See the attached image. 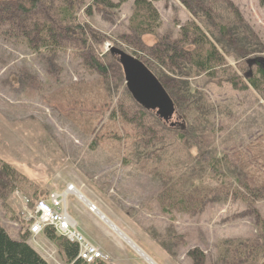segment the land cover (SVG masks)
I'll return each instance as SVG.
<instances>
[{"label":"rangeland","instance_id":"rangeland-1","mask_svg":"<svg viewBox=\"0 0 264 264\" xmlns=\"http://www.w3.org/2000/svg\"><path fill=\"white\" fill-rule=\"evenodd\" d=\"M8 1L14 0H0V166L9 165L14 175L5 178L0 168V223L9 226L12 239H19L11 229L19 222L8 218L11 212L26 223L34 215L30 199L52 193L65 197L67 213L101 248L107 264H194L191 250L202 254L200 264H223L228 244L255 237L256 215L264 221V95L250 87L233 89L219 77L234 71L242 78L250 60L264 63V0H190V8L179 0L153 3L160 19L157 37H175L194 21L221 52L225 67L217 72L218 81L188 68L168 73L184 90L181 115L175 111L163 127L147 110L141 120L145 132L128 119L136 116L138 104L125 87L121 67L111 66L99 76L68 50L46 59L16 28L22 22L2 8ZM132 8L128 0L117 9L94 10L90 17L79 10L77 16L102 38L98 51L105 53L110 45L140 53L121 38ZM189 124L192 132L185 135ZM178 132L186 139H178ZM141 133L147 141H141ZM191 144L204 151L205 159L218 158L221 175L233 185L212 194L199 210L166 206V212L158 194L167 181L185 188L208 175L190 154ZM71 187L130 243L68 192ZM251 191H259L258 197ZM28 243L34 248L31 239ZM43 244L51 258L36 250L48 264H64ZM225 264L236 263L227 256Z\"/></svg>","mask_w":264,"mask_h":264},{"label":"trees","instance_id":"trees-1","mask_svg":"<svg viewBox=\"0 0 264 264\" xmlns=\"http://www.w3.org/2000/svg\"><path fill=\"white\" fill-rule=\"evenodd\" d=\"M126 1L128 0H116V2L112 0H14L5 2L2 8L7 7L6 9L10 10L12 16H16L15 18L22 22V26L19 25V28L17 26L16 28L28 37L26 40L32 49L45 53L46 59L68 50L73 57L77 58L78 64L88 71L99 76H106L109 67L119 66L120 68L116 56L111 54L110 50L105 53L97 50V44L102 41V38L88 22L80 21L77 13L82 10L87 17H90L94 10L117 9ZM131 1L133 8L127 20V32L121 38L129 39L131 44L138 46L142 53L133 51L129 54L141 61L156 76L173 101L174 113L175 111L179 113L182 110L180 107L183 105L181 103L184 90L178 84L179 82L170 77L168 73L182 74L188 68L218 81L216 79L217 72L225 67L224 57L201 27L191 20L179 28L175 37H157L160 19L153 3L159 0ZM179 1L190 8L188 4L190 0ZM34 12L38 13L36 19H33ZM221 29L223 30L224 27ZM144 37L152 39V42H145ZM29 38H34V41H29ZM120 50L126 51L121 48ZM247 69L242 78L234 71L225 72L226 74L219 78L225 80L233 89L243 90L250 87L264 95V67L262 63L258 60H250ZM194 94V92L190 93L192 97ZM134 109L136 116H129V121L135 122L134 125L139 126L142 131H147L141 122L143 118L147 117V110L136 104H134ZM179 115L181 114L179 113ZM125 117L127 118V115H124ZM164 122L160 123L166 127V122ZM191 127L189 124L185 135L192 132ZM140 135L141 141H147L143 138L142 133ZM185 135L181 132L177 133L178 139H186ZM190 138L192 141L195 136L191 135ZM190 138L188 142H190ZM193 145L195 144L189 146L190 154L203 163L204 171L208 175L205 178L199 177L190 180L185 184V188H178L174 180L167 181L158 194L162 209L166 212L169 211L166 206L174 207L185 213L199 210L212 194L233 185L221 175L220 160L211 156L205 159L204 151H200L199 146ZM0 168L3 172L1 175L5 178L14 175V170L9 165L2 164ZM4 184L9 186V193L13 192L12 183L10 185L9 180H5ZM251 192L258 197L259 191ZM225 193L227 194L228 190ZM234 193L239 192L237 190ZM47 196L36 197L34 201L30 199L33 212L36 201L46 199ZM11 213L13 214H10L8 218L17 220L21 230L19 239L15 240L9 236L7 229L0 223V264H48L27 242L30 235L28 227L32 220H27L24 223L19 219L18 213ZM255 219V237L248 241H236L233 244H228V249L222 252L223 264L226 263L227 256L229 259H233L236 264H264V221L257 215ZM39 235L52 245L64 264H107L103 259H95L88 263L79 258L77 256L78 245L70 242L64 236L56 234L51 226H45ZM188 254L194 264H200L197 260L202 261L201 253L191 250Z\"/></svg>","mask_w":264,"mask_h":264},{"label":"built area","instance_id":"built-area-1","mask_svg":"<svg viewBox=\"0 0 264 264\" xmlns=\"http://www.w3.org/2000/svg\"><path fill=\"white\" fill-rule=\"evenodd\" d=\"M72 188V187H71ZM61 196V195H60ZM58 194H49L46 199H39L34 205V215L29 225V232L37 235L45 226H51L56 234L64 236L70 242L78 245L77 256L85 262H92L95 259L107 260L101 248L90 241L76 226L75 221L68 219L69 214L66 211V199ZM32 237L33 245L39 250L41 247ZM42 251V249L40 250ZM47 258H51L46 251L42 252Z\"/></svg>","mask_w":264,"mask_h":264},{"label":"water","instance_id":"water-1","mask_svg":"<svg viewBox=\"0 0 264 264\" xmlns=\"http://www.w3.org/2000/svg\"><path fill=\"white\" fill-rule=\"evenodd\" d=\"M106 46L116 56L125 87L132 99L143 109L154 111L159 119L168 122L174 114V104L156 76L135 57L110 45ZM262 65L264 67V63Z\"/></svg>","mask_w":264,"mask_h":264},{"label":"bare ground","instance_id":"bare-ground-1","mask_svg":"<svg viewBox=\"0 0 264 264\" xmlns=\"http://www.w3.org/2000/svg\"><path fill=\"white\" fill-rule=\"evenodd\" d=\"M67 191L68 192L75 193L80 199H82L85 203H87L89 205V209H91L92 211H94L101 218V220L103 219L110 226V228L112 230H114L120 237L124 238L127 242L130 243V241L127 239V237H125L116 226H114L109 220H107V218L99 210H97L93 205H91L90 203H88L87 200H85L83 198V196L78 191H76V189H74L72 187V188H68ZM67 218L70 219L71 217L70 216H67Z\"/></svg>","mask_w":264,"mask_h":264},{"label":"crops","instance_id":"crops-1","mask_svg":"<svg viewBox=\"0 0 264 264\" xmlns=\"http://www.w3.org/2000/svg\"><path fill=\"white\" fill-rule=\"evenodd\" d=\"M3 225H4V227H5L6 229H7V227H9L6 223H3ZM10 228H11V227H10ZM11 229H15V230H17V231H18V234H20V230H21V228H20L19 226H18L17 228H11ZM33 236H35V235L30 234V235H29V239L32 240V237H33ZM37 236H38V238L40 239V241H38L37 239H36V240L38 241V245H39V246L41 247V249H42V251H40V250H39V251L42 253L43 251H45L44 248H43V247H44V244H43V243H44L46 240H45L43 237L39 236V234H37V235L35 236V238H36ZM29 239H28V240H29ZM28 240H27V242H28ZM46 242H47V241H46ZM47 243H48V242H47ZM48 244H49V243H48ZM49 245H50V244H49ZM50 246L52 247V245H50ZM52 248H53V247H52ZM36 249H38V248H36ZM36 249H35V250H36ZM36 251H37V250H36ZM52 261H54V262L56 263V261H55L54 259H52ZM56 264H58V263H56Z\"/></svg>","mask_w":264,"mask_h":264}]
</instances>
